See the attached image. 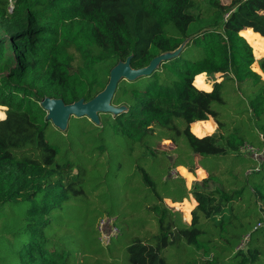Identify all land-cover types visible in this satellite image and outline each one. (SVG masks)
Instances as JSON below:
<instances>
[{"label": "trees", "instance_id": "obj_1", "mask_svg": "<svg viewBox=\"0 0 264 264\" xmlns=\"http://www.w3.org/2000/svg\"><path fill=\"white\" fill-rule=\"evenodd\" d=\"M180 46L119 80L110 103L125 110L98 124L71 116L61 131L40 107L90 101L118 62L144 68ZM253 55L264 56V0H0V264H264ZM195 159L207 178L188 190L170 171L190 183ZM105 220L117 230L107 245Z\"/></svg>", "mask_w": 264, "mask_h": 264}, {"label": "water", "instance_id": "obj_2", "mask_svg": "<svg viewBox=\"0 0 264 264\" xmlns=\"http://www.w3.org/2000/svg\"><path fill=\"white\" fill-rule=\"evenodd\" d=\"M180 49L181 46L173 53H165L159 55L153 58L148 66L140 69H132L130 67V58H127L124 62H118L110 69L108 82L104 90L90 101L84 102L83 100H79L72 104L65 105L60 99H50L44 97L39 103L40 107L46 112V119L50 121L54 127L61 131L65 130L68 119L71 116H84L90 121L98 124L99 113H110L112 115H116L125 110L123 106L114 107L110 103L119 80L124 79L131 81L138 77L149 75L154 69L159 66L160 62L176 55L180 51ZM217 76L216 77L218 79L221 78L220 74H217Z\"/></svg>", "mask_w": 264, "mask_h": 264}, {"label": "rangeland", "instance_id": "obj_3", "mask_svg": "<svg viewBox=\"0 0 264 264\" xmlns=\"http://www.w3.org/2000/svg\"><path fill=\"white\" fill-rule=\"evenodd\" d=\"M221 1H223L224 3H227V1L228 0H221ZM264 56H260V57H255V63H254V67L257 69V61L259 60V59H261V58H263ZM217 75H215L214 76V78H217L216 77ZM219 80V79H218ZM208 83L209 85H212V79L210 78V77H207V76H205V78H204V75H202V76H199L197 79H196V85H197V87L200 89V90H211L210 89V87H209V85H207L206 83ZM198 89V90H199ZM4 112H5V110L3 111V110H1L0 109V114H2L3 115V117H4ZM191 126V125H190ZM158 148L160 149V150H163L164 152H166V153H170L172 150H173V148H170V149H168V148H164V146L162 145V143L160 142L159 143V145H158ZM243 154H249V151H241ZM196 163H197V159H195V166H196ZM186 170V169H185ZM186 172H188L187 170H186ZM189 174H191L192 175V177H193V180L190 182V183H187V181H186V179L184 178V176L181 174V172H179V170H178V168H175L174 170H171L170 171V174H172V175H178L179 177H181L183 180H184V183H185V185H186V188L188 189V190H190L191 189V187L195 184V183H197V182H200V181H202L203 179H206L207 178V176L205 177V178H199L198 177V172L195 170L194 171V173H190V172H188ZM185 201H187L188 203H192V206H193V202L192 201H190V199L188 198V199H185ZM165 205H167V206H169V207H171L172 209H176V208H174V207H172V206H170L169 205V202L168 201H166L165 200ZM193 208V207H192ZM192 210V209H191ZM191 210H190V218H189V220L186 222V221H184V219H183V214H182V212L180 211V210H177V211H179L181 214H182V220H183V222H185V223H189L190 222V220H191Z\"/></svg>", "mask_w": 264, "mask_h": 264}, {"label": "built area", "instance_id": "obj_4", "mask_svg": "<svg viewBox=\"0 0 264 264\" xmlns=\"http://www.w3.org/2000/svg\"><path fill=\"white\" fill-rule=\"evenodd\" d=\"M241 151H249V154H251L253 159H260L261 157V153H257L256 151H253L248 147L243 148ZM106 224L108 225L112 224L111 220L101 221L98 227L100 230V241L103 245H107L110 241V238L117 234V230L114 227H109V230H107L106 232L105 231Z\"/></svg>", "mask_w": 264, "mask_h": 264}, {"label": "crops", "instance_id": "obj_5", "mask_svg": "<svg viewBox=\"0 0 264 264\" xmlns=\"http://www.w3.org/2000/svg\"><path fill=\"white\" fill-rule=\"evenodd\" d=\"M204 75V74H203ZM204 78H205V75H204ZM218 79V78H217ZM206 83V82H205ZM207 85H209L208 83H206ZM209 87H210V89L212 88V86L211 85H209ZM203 91H205V92H209L210 90H203ZM208 120H211L213 123H214V121L211 119V118H209ZM215 129H216V124L214 123V130H213V132L215 131ZM191 131V130H190ZM212 132V133H213ZM192 133V132H191ZM193 134V133H192ZM194 135V134H193ZM211 135V134H210ZM195 136V135H194ZM195 137H197V138H200V137H198V136H195ZM173 145V144H172ZM173 147H174V145H173ZM177 168H182V167H177ZM200 169L201 171H202V173H203V177L202 178H205L206 176H207V173H206V171L205 170H203L200 166H198V164L196 163V171H197V169ZM189 199H190V201H192L193 202V207L196 205V202H195V200L192 198V197H189ZM166 201H168V200H166ZM169 202V201H168ZM177 204V203H176Z\"/></svg>", "mask_w": 264, "mask_h": 264}, {"label": "clouds", "instance_id": "obj_6", "mask_svg": "<svg viewBox=\"0 0 264 264\" xmlns=\"http://www.w3.org/2000/svg\"><path fill=\"white\" fill-rule=\"evenodd\" d=\"M4 117H3V115L2 114H0V119H3Z\"/></svg>", "mask_w": 264, "mask_h": 264}]
</instances>
